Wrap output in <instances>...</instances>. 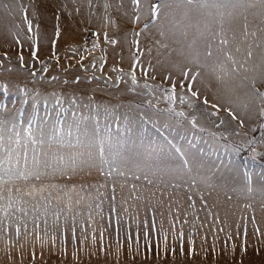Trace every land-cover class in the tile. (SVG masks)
Returning <instances> with one entry per match:
<instances>
[{"label":"rangeland","instance_id":"rangeland-1","mask_svg":"<svg viewBox=\"0 0 264 264\" xmlns=\"http://www.w3.org/2000/svg\"><path fill=\"white\" fill-rule=\"evenodd\" d=\"M135 8L132 0H0V108L31 112L35 101L40 116H54L58 96L69 120L75 112L89 128L97 121L102 130L107 124L113 137L137 146L143 142L142 150L149 145L167 150L157 129L185 149L190 141L193 151L203 150V167L177 172L162 166L149 174L151 183L141 173H136L140 180L118 174L108 178L95 168L78 171L71 179L44 177L45 186H76L70 207L63 194L56 193L43 216L31 208L39 203L43 210L46 196L26 197L29 216H9L0 223V264H264V117L259 115L264 103L252 97L248 81L242 83L251 73L241 72L226 87L202 75L194 84V90L199 89L194 107L176 105L190 112L197 126L188 120L178 123L161 97L172 83L165 79L169 74L177 83L176 92L184 91L179 82L181 72L193 67L187 57L191 36L181 43L170 33L161 37V20L152 23L144 0L136 22ZM170 27L165 23L164 31ZM105 35L116 43L107 42ZM94 42L98 47L92 49ZM194 47L205 51L199 40ZM137 60L139 66L134 67ZM133 72L138 85L134 91ZM257 87L264 92V84L258 82ZM244 173L251 177V192ZM19 183L22 191H30L41 182ZM101 201L98 210L95 205ZM61 208L56 220L52 213ZM34 216H39L38 229Z\"/></svg>","mask_w":264,"mask_h":264},{"label":"snow or ice","instance_id":"snow-or-ice-1","mask_svg":"<svg viewBox=\"0 0 264 264\" xmlns=\"http://www.w3.org/2000/svg\"><path fill=\"white\" fill-rule=\"evenodd\" d=\"M140 3L141 0H132V4L136 6L134 11L137 12L133 18L134 22L141 19L138 11ZM144 4L149 10L152 23L161 20L158 29L161 37L170 33L176 43H181L191 36V42L187 44V57H190L193 67L181 72L182 79L179 82V87L184 91L176 92L177 83L169 74L165 79H171L172 83L169 88L163 90L164 95L161 97L169 105L168 114L176 118L178 123L188 120L192 127L197 126L194 117L189 119L191 113L178 110L176 105L178 103L189 109L194 107L195 98L199 96V89L194 90V84L202 78V75H210L217 83L226 87L230 80L239 79L241 72L251 73V76H243L242 83L248 81L252 97L264 103V92L257 87L258 82L264 84V0H155L154 3L152 0H144ZM165 23L171 24L168 33L164 31ZM147 27L146 24L145 29ZM28 30L29 32L32 30L30 22ZM229 34L231 40L228 38ZM136 35L139 36V33ZM105 39L112 44L116 43L115 40L108 41L107 35ZM198 40L201 41L204 52L194 47ZM156 43L160 42L156 41ZM230 44L233 45L231 49L228 47ZM161 46L166 48L167 44ZM96 47L98 45L94 42L92 49ZM84 51H87L86 47ZM181 54L185 53L181 51ZM237 54L240 55V59L237 58ZM32 56L36 57L35 50ZM19 60L23 66V57H19ZM139 63L137 60L134 67L139 66ZM92 67H96L95 62ZM144 71L147 75V70ZM131 84L133 85L131 90L134 91L138 86L134 72L131 75ZM143 87L151 91L149 85L145 84ZM146 103L149 107H154L151 100ZM55 104L60 107L54 116L48 114L40 116L38 103L35 101L31 112L9 113L0 108V223H5L9 216L13 219L28 217L30 201L26 197H31L34 193L44 194L46 203L43 205V210L39 203L33 205L31 208L33 213L47 216L56 193L63 194L70 207L76 186L69 187L67 184L45 186L42 183L44 177L71 179L72 174L78 171L95 168L101 176L108 178L118 174L121 177L140 180L141 175L136 173H141L143 178L148 180L149 174H155V171H161L169 166L177 172L199 171L203 167V150L193 151L195 146L190 141L188 148L185 149L157 129L167 142V150L162 145L159 146L158 151L152 149L151 145L148 149L142 150L143 142L141 146H137L134 142L129 144L119 140L113 137L107 124L102 130L97 121L89 128L83 118L77 119L75 112L69 120L64 115L66 109L62 107L61 97H55ZM213 107L218 108V105ZM225 110L231 115L230 109ZM96 111L98 114L100 108L97 107ZM104 111L107 116L108 109L105 108ZM259 115L264 117V107L259 109ZM232 118L236 117L233 115ZM65 149L67 151H64ZM244 175L248 181L247 191L251 192V177L247 173ZM29 180L41 183L39 186L32 184L30 191H22L19 182L24 181L27 184ZM148 182L152 181L148 180ZM83 187L87 190L88 186ZM132 187L135 188V185ZM261 191L264 192V185L261 186ZM76 203L78 205L80 200ZM102 203L103 201L97 203L96 209L100 210ZM112 204V211L115 212V195L112 196ZM62 211L63 208L52 213L56 220L60 219ZM16 213L22 215L17 217ZM79 214L77 212V215ZM89 216L91 217V206H89ZM32 219L35 220L38 229L39 216H34ZM72 219L74 224L75 217ZM44 223L47 225V219ZM117 223H119L118 219ZM24 229L27 232V223L24 224ZM3 230L7 232V228ZM15 231L19 237V224L15 225ZM73 239H75L74 227Z\"/></svg>","mask_w":264,"mask_h":264}]
</instances>
